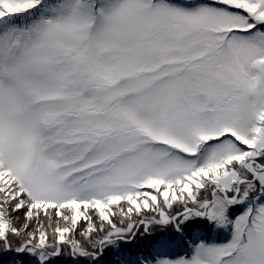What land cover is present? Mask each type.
<instances>
[{
    "label": "snow or ice",
    "instance_id": "obj_1",
    "mask_svg": "<svg viewBox=\"0 0 264 264\" xmlns=\"http://www.w3.org/2000/svg\"><path fill=\"white\" fill-rule=\"evenodd\" d=\"M107 252L264 264V0H0V264Z\"/></svg>",
    "mask_w": 264,
    "mask_h": 264
},
{
    "label": "rangeland",
    "instance_id": "obj_2",
    "mask_svg": "<svg viewBox=\"0 0 264 264\" xmlns=\"http://www.w3.org/2000/svg\"><path fill=\"white\" fill-rule=\"evenodd\" d=\"M195 233H199L201 235H205L213 242H224L227 240V235L224 233H208L205 228L201 230H195ZM174 234V230L172 227L168 228H160L154 227L152 230V234L147 237L138 236L136 241H134L131 245H122L123 255L124 257H130L133 253H137L140 250L150 249L159 239H168ZM176 253L185 254L187 249H185L182 245L177 242L176 247L174 249ZM117 256L113 252L105 253L104 257L101 260V264H115ZM3 264H12L11 258H5Z\"/></svg>",
    "mask_w": 264,
    "mask_h": 264
},
{
    "label": "trees",
    "instance_id": "obj_3",
    "mask_svg": "<svg viewBox=\"0 0 264 264\" xmlns=\"http://www.w3.org/2000/svg\"><path fill=\"white\" fill-rule=\"evenodd\" d=\"M203 227L199 226H193L192 231L195 232V230H201Z\"/></svg>",
    "mask_w": 264,
    "mask_h": 264
}]
</instances>
